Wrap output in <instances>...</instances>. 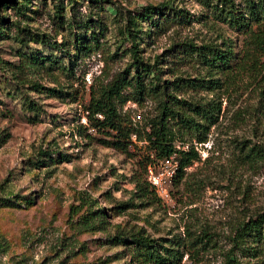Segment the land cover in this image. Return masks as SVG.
<instances>
[{"label":"rangeland","instance_id":"374dc122","mask_svg":"<svg viewBox=\"0 0 264 264\" xmlns=\"http://www.w3.org/2000/svg\"><path fill=\"white\" fill-rule=\"evenodd\" d=\"M233 1L243 7L245 0ZM217 3L8 0L0 5V19L6 18L0 34V264H140L130 238L136 233L180 244V264H223L230 254L247 261L234 239L244 221L264 211L261 74L248 70L227 89L183 92L192 101L220 102L222 111L209 140L196 143L201 159L179 183L178 156L171 157L176 175L167 181L169 197L155 191L159 201L139 197L135 188L138 178L149 182L145 142L134 137L138 147H131L130 155L104 145L105 135L91 127L86 110L91 92L131 65L133 42L163 80L206 75L200 62L186 58V43L226 38L239 51L243 36L220 17ZM148 5L162 6L164 14L146 19L142 10ZM175 11L187 20H172ZM128 15L136 18L131 38ZM168 16L166 30L152 24ZM77 38H98L99 46L78 51ZM26 54L54 61L40 66ZM127 93L131 100L123 112L134 123L156 113L151 96L139 102L133 88ZM160 161L152 165L159 169ZM119 235L128 242H119Z\"/></svg>","mask_w":264,"mask_h":264},{"label":"trees","instance_id":"16d2710c","mask_svg":"<svg viewBox=\"0 0 264 264\" xmlns=\"http://www.w3.org/2000/svg\"><path fill=\"white\" fill-rule=\"evenodd\" d=\"M8 0H0L6 4ZM13 1V0H9ZM216 10L237 34L242 35L239 51L235 50V42L231 39L222 43L193 45L186 43L184 53L189 60L195 59L203 65L207 73L200 77L175 76L164 79L155 65L146 63L138 50L137 42H133L131 49L132 63L125 70L120 71L113 81L105 87L93 90L86 106L88 121L97 132L103 133L100 141L108 146L130 155L131 147L137 148L136 142H145L146 165L156 160H162L173 155L178 156L176 183H179L186 173V169L201 159L198 145L209 140L211 125L220 117L222 104L217 101L199 102L183 97V92L189 88H208L212 90L227 89L238 75L248 70L261 74L260 95L264 100V0H245L243 7H239L233 0H217ZM58 8H63V1H59ZM162 6L148 5L143 8L142 15L152 19L155 13L161 12ZM166 17V16H165ZM152 21L156 28H165L166 21ZM180 22L187 20L181 11L173 12L172 20ZM135 16L128 15L126 27L127 36L131 38L135 29ZM6 18L0 19V34ZM24 32V29L22 30ZM34 39L39 40L38 34L29 32ZM136 37V34H133ZM41 41H45L42 40ZM135 41V40H134ZM49 42V41H48ZM78 51H92L99 46L98 38H91L88 42L76 39ZM182 46V45H181ZM35 64L45 66L54 61L48 56L27 55ZM210 76V78L208 77ZM129 88L135 91V99L144 101L151 96L156 102V113L143 124L134 123L123 107L131 100L127 93ZM53 91L59 92L57 89ZM36 109V107H33ZM190 139H187V135ZM187 146V147H185ZM254 153V148L249 149ZM49 156H51L49 154ZM139 197L157 201L154 188L147 179L138 178L135 186ZM105 215V212H104ZM134 258L140 264H180L183 253L180 244H162L147 236L130 234ZM119 242H128L123 235L116 237ZM236 245L242 252L246 262L228 255L223 264H264V211L244 221L236 231ZM252 260H261L252 262Z\"/></svg>","mask_w":264,"mask_h":264},{"label":"built area","instance_id":"2783aa9c","mask_svg":"<svg viewBox=\"0 0 264 264\" xmlns=\"http://www.w3.org/2000/svg\"><path fill=\"white\" fill-rule=\"evenodd\" d=\"M171 157L162 159L159 169H156V166H153L152 163L148 166V180L157 194L164 199L169 197L167 181L172 180L176 175V170L171 163Z\"/></svg>","mask_w":264,"mask_h":264}]
</instances>
